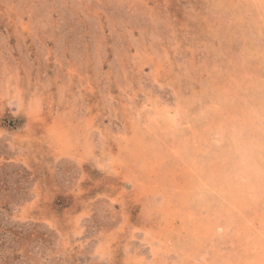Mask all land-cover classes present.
<instances>
[{
	"label": "rangeland",
	"instance_id": "rangeland-1",
	"mask_svg": "<svg viewBox=\"0 0 264 264\" xmlns=\"http://www.w3.org/2000/svg\"><path fill=\"white\" fill-rule=\"evenodd\" d=\"M0 264H264V0H0Z\"/></svg>",
	"mask_w": 264,
	"mask_h": 264
}]
</instances>
